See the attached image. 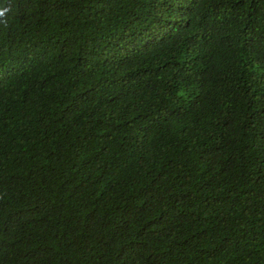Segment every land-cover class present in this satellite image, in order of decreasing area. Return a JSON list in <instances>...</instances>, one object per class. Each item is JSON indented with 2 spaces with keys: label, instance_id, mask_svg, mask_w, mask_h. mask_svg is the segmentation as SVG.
Segmentation results:
<instances>
[{
  "label": "trees",
  "instance_id": "trees-1",
  "mask_svg": "<svg viewBox=\"0 0 264 264\" xmlns=\"http://www.w3.org/2000/svg\"><path fill=\"white\" fill-rule=\"evenodd\" d=\"M0 11V264H264V0Z\"/></svg>",
  "mask_w": 264,
  "mask_h": 264
},
{
  "label": "clouds",
  "instance_id": "clouds-1",
  "mask_svg": "<svg viewBox=\"0 0 264 264\" xmlns=\"http://www.w3.org/2000/svg\"><path fill=\"white\" fill-rule=\"evenodd\" d=\"M3 15V11H0V16H2Z\"/></svg>",
  "mask_w": 264,
  "mask_h": 264
}]
</instances>
